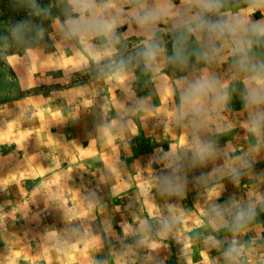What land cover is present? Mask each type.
<instances>
[{
  "label": "rangeland",
  "instance_id": "1",
  "mask_svg": "<svg viewBox=\"0 0 264 264\" xmlns=\"http://www.w3.org/2000/svg\"><path fill=\"white\" fill-rule=\"evenodd\" d=\"M243 6L233 0V8ZM69 15L67 0H0V264H224L234 239L246 250L243 264H264V203L242 233L200 226L217 185L218 204L264 197V144L254 151L256 140L243 127L242 84L232 81L233 98L218 122L230 127L217 133L213 124L206 135L230 157L247 154L251 168L233 184L216 171L227 163L221 157L187 170L184 195H163L155 187L163 171L158 157L184 143L183 129L166 114L175 98L164 82L184 73L165 69L154 80L136 68L124 84L107 83L87 42L64 38ZM119 31L126 33L125 54L143 39L134 24ZM227 69L216 71L231 81ZM138 100L150 110L127 111ZM113 120L126 126L119 135L107 134ZM201 173L207 179L194 182ZM169 207L186 224L160 238L149 219L150 242L158 247L137 245L138 232L125 234Z\"/></svg>",
  "mask_w": 264,
  "mask_h": 264
},
{
  "label": "clouds",
  "instance_id": "2",
  "mask_svg": "<svg viewBox=\"0 0 264 264\" xmlns=\"http://www.w3.org/2000/svg\"><path fill=\"white\" fill-rule=\"evenodd\" d=\"M236 3L244 6L233 8V0H180L179 4L176 0H67L74 15L66 19L63 36L70 41L87 42L91 60L107 83L124 84L133 79L136 68L154 80H162L167 75L165 69L184 73L172 83L164 82L165 94L175 98L172 110L166 114L170 123L183 129L184 143L178 149L169 146L158 157L163 171L156 177L155 187L163 195H184L187 170L205 167L221 157H226L227 163L216 171L221 178L229 176L233 184L240 182L243 170L251 168L247 154L230 157L226 148H220L216 140L206 135L213 124L217 125V133L230 127L218 122L223 120L222 113L233 98L232 81L242 84L239 99L247 113L243 127L256 140L253 150L259 151L264 144V19H253L257 11L264 14V0ZM125 24H134L143 36L127 54L126 33L119 31ZM38 32L42 34L39 29ZM17 36L22 39L20 29ZM166 36L170 37V49ZM225 64L231 81L216 71ZM141 110H150L143 100L127 109L133 113ZM105 127L108 135L113 134V129L119 135L126 126L113 120ZM206 179L201 173L194 182ZM220 187L210 190L212 202L201 210L200 226L227 229L234 235L244 232L256 216L257 203H264V197L246 205L218 204L215 201L221 195L217 191ZM149 219L156 220V235L160 238L186 224L185 217L169 207L167 214L150 213L135 232L125 228L126 235L140 233L137 245L147 244L153 249L159 245L150 242ZM220 243L216 241V246ZM57 251L61 249L58 247ZM222 255L224 264H243L246 250L234 239Z\"/></svg>",
  "mask_w": 264,
  "mask_h": 264
}]
</instances>
